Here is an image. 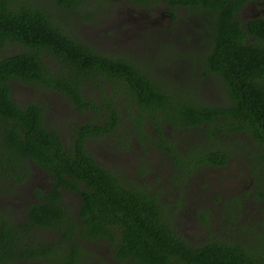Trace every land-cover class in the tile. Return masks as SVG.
Segmentation results:
<instances>
[{
	"label": "trees",
	"instance_id": "16d2710c",
	"mask_svg": "<svg viewBox=\"0 0 264 264\" xmlns=\"http://www.w3.org/2000/svg\"><path fill=\"white\" fill-rule=\"evenodd\" d=\"M133 1L147 8L165 4L173 19L179 7L199 14L193 33L180 38L182 49L177 50L175 38L173 48H159L157 58L191 61L189 80L160 76L150 61L100 51L41 5L0 0V194L10 195L24 184L33 166L51 182L49 188L33 189L36 199L27 205L25 219L14 220L0 211V264H84L86 243L100 240L110 243L119 264H264V16L238 19L250 0ZM85 4L54 1L69 13ZM199 26L205 43L195 52ZM195 75L199 82L219 78L225 88L223 102L200 97ZM14 81L58 91L79 112L95 110L94 116L73 128L66 146L61 134L48 127L42 104L14 97ZM93 83L101 98L88 96ZM121 97L140 140L169 154L178 178L206 166H226L240 150L236 136L248 137L244 149L253 183L248 192L261 210L253 242L245 241L243 233L236 234L238 239L212 234L190 242L178 232L176 211L160 190L129 181L95 158L87 142L117 133L127 117L120 113ZM169 129H195L203 139L181 148L166 135ZM64 190L79 195L77 210L64 202ZM237 199H228L232 222L241 213ZM200 219L208 225L205 216ZM43 231L49 236L39 238Z\"/></svg>",
	"mask_w": 264,
	"mask_h": 264
},
{
	"label": "rangeland",
	"instance_id": "374dc122",
	"mask_svg": "<svg viewBox=\"0 0 264 264\" xmlns=\"http://www.w3.org/2000/svg\"><path fill=\"white\" fill-rule=\"evenodd\" d=\"M27 1L48 8L62 24L71 27L73 34L104 53L126 55L140 62L150 61L155 64L152 69L156 72L158 70L160 76L168 74L183 82L190 79L191 61L177 59L174 62L166 56L158 62L157 58L159 48L169 44L172 49L175 38L178 39L177 50L182 49L181 39L193 33L192 25H196L199 14L179 7L176 9L177 19H173L165 4L147 8L137 5L133 0H86L85 6L74 13L55 6V0ZM263 6L264 0H254L246 5L257 9ZM244 9L237 14L241 21H244ZM199 29L195 52H199L197 50L205 43L202 27L199 26ZM184 49L186 51L188 48ZM13 51L14 47L9 52ZM194 77V85L200 97L209 103L223 102L225 88L219 78L207 77L199 82L200 76ZM12 90L19 102L36 101L42 104L48 127L61 134L66 146L71 144L73 128L94 116L95 110L81 113L66 96L44 86L14 81ZM88 96L94 99L102 97L95 83L88 90ZM118 101L122 103V117L127 116L130 109L125 106V98L121 97ZM148 133L151 138H156L153 133ZM166 135L181 148L203 139L202 134L195 129L181 132L169 129ZM236 140H239L236 144L240 150H235L226 166H206L184 179L178 178L169 154L140 140L128 116L122 118L117 133L112 137H95L88 140L87 147L102 165L118 172L125 179L146 183L151 190H160L164 201L176 211L174 222L178 232L190 242H201L212 234L238 239L240 237L236 234L243 233V239L249 243L254 240V228L261 218V210L259 201L248 192L253 184L250 183V161L244 149L249 146V139L237 135ZM50 185L49 175L38 166H33V172L24 184L19 185L10 195L0 194V211L14 220L25 219L27 205L36 199L33 189L36 186L49 188ZM63 195L64 202L77 210L80 205L79 195L69 190H64ZM231 197H238L237 205L241 209L239 220L235 222L227 217L228 199ZM201 215L208 219L207 226H203ZM42 236L47 237L49 234L43 231L38 234L39 238ZM86 245L84 264H119L108 241H92Z\"/></svg>",
	"mask_w": 264,
	"mask_h": 264
},
{
	"label": "flooded vegetation",
	"instance_id": "af4514ba",
	"mask_svg": "<svg viewBox=\"0 0 264 264\" xmlns=\"http://www.w3.org/2000/svg\"><path fill=\"white\" fill-rule=\"evenodd\" d=\"M254 2V0H250L248 1L244 6L243 8L245 7L244 10H242V14L245 12L243 18H244V21H247L249 19H255V18H258V17H261V16H264V6L257 9V8H253V7H246L247 4L249 3H252ZM262 13V14H261Z\"/></svg>",
	"mask_w": 264,
	"mask_h": 264
}]
</instances>
